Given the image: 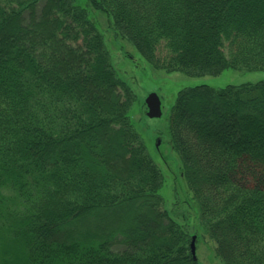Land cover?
Here are the masks:
<instances>
[{
	"label": "trees",
	"instance_id": "trees-1",
	"mask_svg": "<svg viewBox=\"0 0 264 264\" xmlns=\"http://www.w3.org/2000/svg\"><path fill=\"white\" fill-rule=\"evenodd\" d=\"M154 68L264 70V0H86ZM136 99L76 0H0V264H200ZM222 264H264V79L177 90L167 123Z\"/></svg>",
	"mask_w": 264,
	"mask_h": 264
},
{
	"label": "rangeland",
	"instance_id": "rangeland-1",
	"mask_svg": "<svg viewBox=\"0 0 264 264\" xmlns=\"http://www.w3.org/2000/svg\"><path fill=\"white\" fill-rule=\"evenodd\" d=\"M76 3L87 7L90 18L104 36L114 67L135 92L136 99L130 109L131 118L144 141L147 153L162 173L163 182L159 193L166 210L187 229L190 238L196 236L195 259L200 264H222L215 256L214 241L199 222L192 192L181 174L180 159L171 145L167 129L169 110L177 90L184 85L207 83L220 87L227 83L256 82L264 79V70L228 67L214 75H188L181 71L154 68L140 56L133 44L115 35L106 13L92 8L86 0H76ZM151 91H155L161 99L160 116L149 117L146 114L145 97Z\"/></svg>",
	"mask_w": 264,
	"mask_h": 264
},
{
	"label": "water",
	"instance_id": "water-1",
	"mask_svg": "<svg viewBox=\"0 0 264 264\" xmlns=\"http://www.w3.org/2000/svg\"><path fill=\"white\" fill-rule=\"evenodd\" d=\"M145 103L147 105L146 114L149 117H156V116L161 115L162 113L161 100H160L159 95L155 91H151L147 94V96L145 97ZM158 140H159V137L157 138L156 144ZM194 239H195V235H192L191 241H190V251L193 257L196 258Z\"/></svg>",
	"mask_w": 264,
	"mask_h": 264
}]
</instances>
